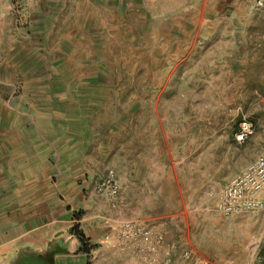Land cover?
<instances>
[{
  "label": "rangeland",
  "instance_id": "374dc122",
  "mask_svg": "<svg viewBox=\"0 0 264 264\" xmlns=\"http://www.w3.org/2000/svg\"><path fill=\"white\" fill-rule=\"evenodd\" d=\"M254 1L79 0L102 21L53 65L52 83L71 86L53 98L82 103L78 143L113 222L179 229L210 262L264 264V213L215 209L264 141V0ZM7 3L19 25L23 0ZM241 119L253 132L236 143ZM109 170L113 197L95 191Z\"/></svg>",
  "mask_w": 264,
  "mask_h": 264
},
{
  "label": "crops",
  "instance_id": "0c3cea01",
  "mask_svg": "<svg viewBox=\"0 0 264 264\" xmlns=\"http://www.w3.org/2000/svg\"><path fill=\"white\" fill-rule=\"evenodd\" d=\"M77 2L63 10L66 0H23L16 25L7 0H0V264H17L21 255L47 264H146L117 243V223L94 192L91 162L78 143L82 103L53 98L71 91L67 83H52L55 61L70 59L91 20L102 21ZM76 211L75 223L93 246L88 253L70 231ZM153 228L163 234L155 264H186L180 230ZM199 251L188 252L200 264H236L210 262Z\"/></svg>",
  "mask_w": 264,
  "mask_h": 264
},
{
  "label": "built area",
  "instance_id": "2783aa9c",
  "mask_svg": "<svg viewBox=\"0 0 264 264\" xmlns=\"http://www.w3.org/2000/svg\"><path fill=\"white\" fill-rule=\"evenodd\" d=\"M12 1L15 4L20 3V0ZM260 6H262L261 0H255L254 7ZM252 132V123L241 119L233 139L241 143ZM95 191L115 196L117 185L111 170L96 183ZM215 209L223 217H231L242 212H264V141L255 157L223 185ZM116 240L120 246L132 248L136 253L141 254L146 264H155L163 234L144 222L123 220L117 224ZM181 256L186 264H200L199 260L188 251L182 252Z\"/></svg>",
  "mask_w": 264,
  "mask_h": 264
},
{
  "label": "trees",
  "instance_id": "16d2710c",
  "mask_svg": "<svg viewBox=\"0 0 264 264\" xmlns=\"http://www.w3.org/2000/svg\"><path fill=\"white\" fill-rule=\"evenodd\" d=\"M80 214H81L80 211H76L72 213V219L74 220V223L71 225L70 231L74 236L77 237L80 245L79 246L80 251L88 253L93 246L87 243L86 238L82 235L81 231L78 229V224L75 223V221L79 219Z\"/></svg>",
  "mask_w": 264,
  "mask_h": 264
},
{
  "label": "water",
  "instance_id": "95a60500",
  "mask_svg": "<svg viewBox=\"0 0 264 264\" xmlns=\"http://www.w3.org/2000/svg\"><path fill=\"white\" fill-rule=\"evenodd\" d=\"M17 264H47L42 258L32 255H21Z\"/></svg>",
  "mask_w": 264,
  "mask_h": 264
}]
</instances>
